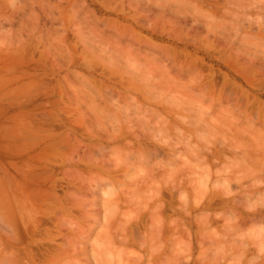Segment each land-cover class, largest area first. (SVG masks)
<instances>
[{
	"label": "rangeland",
	"instance_id": "374dc122",
	"mask_svg": "<svg viewBox=\"0 0 264 264\" xmlns=\"http://www.w3.org/2000/svg\"><path fill=\"white\" fill-rule=\"evenodd\" d=\"M162 1L0 0V211L8 218H4L8 225L0 221V264H264V0H178L179 4L177 0ZM202 13H206L204 17ZM215 24L216 31L212 28ZM187 93L190 96L185 97ZM238 106L241 111L235 113ZM257 107L261 111H255ZM223 114L227 116L223 118ZM161 117L162 123L169 125L160 123ZM258 118L262 123H257ZM243 119H247V125ZM157 122L159 127L164 125V129L160 127L163 132L158 131ZM145 123V129L138 128ZM244 124L250 129H245ZM165 129H170L169 133ZM150 130L156 132L149 134ZM250 130L259 135L253 133L254 139ZM158 135L165 142H156L161 139ZM257 138L263 142L258 140L257 144ZM54 139L60 141L58 146ZM151 146L167 155L177 157L178 153V157H148L157 167L152 168V176L149 171L147 181L144 174L152 169H145L149 165L144 150L150 151ZM39 156L44 161H34ZM160 159L169 160L168 165L165 162L167 169ZM168 166L175 177L167 172ZM199 183L204 184V191ZM223 186L232 195L226 192L222 197L219 192L224 191ZM33 190L36 194H32ZM44 190L57 194L61 202L51 203L52 209L45 207L47 204L38 208L41 195L46 196ZM16 196L22 201H16ZM222 200L227 203L223 205ZM14 201L13 210L10 207ZM5 204L10 211L4 210ZM63 205L68 214L62 211ZM48 209L53 214L62 211L59 228L47 220L51 213ZM61 213L56 212V217ZM237 214L248 216L250 221L241 223ZM234 216L239 219L235 218L239 229ZM37 219H42L40 231L31 229ZM231 221L234 225H230ZM227 226L238 230L234 232ZM9 228L13 234L6 232ZM47 255L56 262H48Z\"/></svg>",
	"mask_w": 264,
	"mask_h": 264
},
{
	"label": "bare ground",
	"instance_id": "6f19581e",
	"mask_svg": "<svg viewBox=\"0 0 264 264\" xmlns=\"http://www.w3.org/2000/svg\"><path fill=\"white\" fill-rule=\"evenodd\" d=\"M136 1H137V0H136ZM161 1H162V0H160V2H161ZM166 1H167V0H166ZM168 1H170V0H168ZM168 1H167V2H168ZM179 1H182V0H179ZM179 1L177 0V3H178ZM183 1H184V0H183ZM183 1H182V2H183ZM188 1H189V0H188ZM190 1H191V0H190ZM236 1H237V0H236ZM245 1H246V0H245ZM248 1H249V0H248ZM260 1H262V0H260ZM162 2H163V1H162ZM162 2H161V3H162ZM167 2H166V3H167ZM172 2H173V1H172ZM172 2H171V4H172ZM182 2H180V3L182 4ZM225 2H228V1L225 0L224 3H225ZM229 2H230V0H229ZM241 2H242V1H241ZM166 3H165V4H166ZM168 3H169V2H168ZM173 3H175V2H173ZM184 3H185V2H184ZM184 3H183V4H184ZM187 3H188V2H187ZM236 3H237V2H236ZM248 3H249V2H248ZM175 4H176V3H175ZM178 4H179V3H178ZM178 4H177V5H178ZM191 4H192V3H191ZM233 4H234V2H233ZM251 4H252V2H251ZM185 5H187V4H185ZM231 5H232V4H231ZM175 6H176V5H175ZM187 6H188V5H187ZM192 6H193V5H192ZM251 6H252V5H251ZM195 7H196V5H195ZM198 7H199V6H198ZM192 8H194V7H192ZM202 9H204V8H202ZM206 10H207V9H206ZM211 11H212V10H211ZM203 12H205V11H203ZM212 13H213V12H212ZM202 14H203V13H202ZM205 14H206V13H205ZM205 14H203L202 16L204 17ZM209 16H211V15H209ZM209 16H208V18H209V20H210V17H209ZM239 16H240V15H239ZM218 17H219V16H218ZM235 17H236V16H235ZM260 17H261V16H260ZM214 18H216V17H214ZM220 18H221V17H220ZM226 18H227V17H226ZM226 18H225V19H226ZM233 18H234V17H233ZM236 18H237V17H236ZM243 18H244V17H243ZM203 19H205V18H203ZM212 19H213V16H212ZM218 19H219V18H218ZM229 19H230V18H229ZM255 19H256V18H255ZM214 20H215V19H214ZM211 21H212V20H210V22H211ZM219 21H220V20H219ZM221 21H223V19H221ZM232 21H233V20H232ZM241 21H242V19H241ZM250 21H251V20H250ZM166 22H167V21H166ZM193 22H196V21H193ZM208 22H209V21H208ZM223 22H224V21H223ZM230 22H231V21H230ZM235 22H236V21H235ZM212 23H213V22H212ZM214 23H215V22H214ZM214 23H213V24H214ZM174 24H175V23H174ZM174 24H173V25H174ZM186 24H187V23H186ZM195 24H196V23H195ZM217 24H218V23H217ZM173 25H172V26H173ZM179 25H180V28H181V26H182L181 24H177L176 27L178 28ZM198 25H199V24H198ZM200 25H201V24H200ZM204 25H205V24H204ZM204 25H203V26H204ZM218 25H219V24H218ZM220 25L222 26V24H220ZM258 25H259V24H258ZM189 26H191V24H189ZM189 26L187 27V25H186V28H190ZM205 26H206V25H205ZM205 26H204V27H205ZM212 26H213V27H212ZM212 26H211V27L214 28V30L217 28V27H216V26H217L216 24H215V25H212ZM214 26H215L216 28H215ZM196 27H197V25H196ZM246 27H247V26H246ZM220 28H221V27L219 26V29H220ZM175 29H176V28H175ZM184 29H185V26H184ZM191 29H192V28H191ZM195 29H196V28H195ZM208 29H209V28H208ZM177 30H178V29H177ZM187 30H188V29H187ZM206 30H207V29L205 28V32H206ZM180 31H181V30H180ZM215 31H216V30H215ZM219 31H220V30H219ZM178 32H179V31H178ZM178 32H177V33H178ZM197 32H198V31H197ZM212 32H213V30H212ZM180 33H181V32H180ZM174 34H175V33H174ZM218 34H219V33H218ZM187 35H188V34H187ZM206 35H207V34H206ZM208 35H209V34H208ZM208 35H207V37H208ZM217 36H218V35H217ZM217 36H216V37H217ZM216 37H215V39H216ZM249 37H250V36H249ZM209 38H210V36H209ZM225 38H226V37H225ZM257 38H258V36H257ZM141 39H142V38H141ZM204 39H205V37H204ZM230 39H231V38H230ZM253 39H254V38H253ZM260 39H261V38H260ZM262 39H263V38H262ZM192 40H193V39H192ZM199 40H200V39H199ZM178 41H179V40H178ZM193 41H194V40H193ZM229 41H230V40H229ZM263 41H264V40H263ZM137 42H138V41H137ZM146 44H147V43H146ZM244 44H245V43H244ZM260 44H261V43H260ZM223 46H224V45H223ZM126 47H127V46H126ZM240 47H241V45H240ZM249 47H250V46H249ZM164 49H165V48H164ZM127 50H128V49H127ZM160 50H161V49H160ZM170 50H171V49H170ZM234 50H235V49H234ZM238 50H240V49H238ZM244 50H245V49H244ZM116 51H117V50H116ZM129 51H130V50H129ZM161 52H163V51H161ZM164 52H165V51H164ZM166 52H167V51H166ZM166 52H165V53H166ZM169 52H171V51H169ZM224 52H225V51H224ZM235 52H236V51H235ZM165 53H164V54H165ZM168 54H169V53H168ZM173 54H174V53H173ZM128 55H129V54H128ZM137 55H138V54H137ZM169 55H170V54H169ZM232 55H233V54H232ZM237 55H239V54L237 53L236 56H237ZM165 56H166V55H164V57H165ZM167 56H168V55H167ZM234 56H235V55H234ZM170 57H171V55H170ZM170 57H168V58H170ZM253 57H254V56H253ZM171 58H172V57H171ZM146 59H148V58H146ZM149 59H150V58H149ZM150 60H154V59H150ZM171 60H172V59H171ZM171 60H170V61H171ZM167 61H168V60H167ZM243 61H244V60H243ZM250 61H251V60H250ZM145 62H146V61H145ZM152 63L154 64V63H156V62H152ZM157 63H158V62H157ZM171 63L173 64V62H171ZM175 63H177V62H175ZM190 63H191V62H190ZM243 63H244V62H243ZM251 63H252V62H250V63H248V64L252 65ZM150 64H151V63H150ZM158 64H160V62H159ZM158 64H157V65H158ZM191 64H192V63H191ZM157 65H156V66L154 65V66L159 68V66H157ZM162 65H163V64H162ZM148 66H149V65H148ZM152 66H153V65H152ZM188 66H189V65H188ZM160 67H161V66H160ZM162 67H163V66H162ZM164 68H165V67H164ZM164 68H163V69H164ZM180 68H181V67H180ZM154 69H155V68H154ZM158 70H160V68H159ZM263 70H264V68H263ZM248 71H249V70H248ZM248 71H247V72H248ZM254 71H255V70H254ZM160 72H164V71H160ZM166 72H167V71H165L164 73H166ZM200 73H201V72H200ZM246 74H247V73H246ZM119 75H120V74H119ZM159 75H160V74H159ZM169 76H170V75H169ZM171 76H172V75H171ZM173 77H174V75H173ZM210 77H211V76H210ZM163 78H164V77H163ZM166 78H172V77H166ZM211 78H213V77H211ZM209 79H210V78H209ZM164 81H167V79L164 78ZM249 82H250V81H249ZM170 83H171V82H170ZM175 83H176V82H175ZM192 83H193V82H192ZM91 84H92V83H91ZM167 84H168V83H167ZM171 84H172V83H171ZM178 84H179V83H177V85H178ZM187 84H188V83H187ZM194 84H195V83H194ZM250 84H251V83H250ZM89 85H90V84H89ZM132 85H133V84H132ZM168 85H169V84H168ZM184 85H185V84H184ZM158 86H159V85H158ZM172 86H173V84H172ZM195 86H197V85H195ZM166 87H167V86H166ZM175 87H176V86H175ZM160 88H161V87H160ZM163 88H164V87H163ZM170 88H171V87H170ZM179 88L181 89V87H179ZM179 88H178V89H179ZM172 89H173V88H172ZM178 89H177V90H178ZM182 89H183V88H182ZM195 89H196V88H195ZM232 89H233V88H232ZM163 90H164V89H163ZM165 90H166V89H165ZM183 90H184V89H183ZM104 91H105V90H104ZM179 91H180V90H179ZM185 91H186V90H185ZM173 93H174V92H173ZM199 93H200V92H199ZM110 94H111V93H110ZM176 94H177V93H176ZM184 94H185V93H184ZM188 94H189V93H187V95H185V97L190 96V95H188ZM116 95H117V94H116ZM157 95H159V94H157ZM238 95H239V94H238ZM106 96H107V95H106ZM108 96H109V95H108ZM110 96H111V95H110ZM114 96H115V95H114ZM117 96H118V95H117ZM182 96H184V95H182ZM243 96H244V95H243ZM156 97H157V96H156ZM191 97H192V96H191ZM196 97H197V96H196ZM104 98H105V97H104ZM107 98H108V97H107ZM152 98H153V100H154L155 97H152ZM68 99H69V98H68ZM129 99H130V98H129ZM148 99H150V98L148 97ZM159 99H160V98H159ZM181 99H182V98H181ZM190 99H193V100H194V98H190ZM195 99H198V98H195ZM131 100H132V99H131ZM134 100H135V99H134ZM198 100H199V99H198ZM69 101H70V100H69ZM187 101H188V99H187ZM117 102H118V101H117ZM154 102H155V101H154ZM191 102H192V101H191ZM198 102H199V101H198ZM198 102H197L196 104H198ZM56 103H57V102H56ZM63 103H64V102H63ZM199 103H200V102H199ZM247 103H248V102H247ZM259 103H260V101H259ZM200 104H201V103H200ZM257 104H258V103H257ZM257 104H256V105H257ZM65 105H66V104H65ZM101 105H102V104H101ZM126 105H127V104H126ZM126 105H125V106H126ZM135 105H136V104H135ZM172 105H173V104H172ZM201 105H202V104H201ZM241 105H242V104H241ZM254 105H255V103H254ZM138 106H139V105H138ZM165 106H166V104H165ZM252 106H253V105H252ZM200 107H201V106H200ZM258 107H259V106H258ZM258 107H257V110H255V111H261V110H258ZM260 107H261V106H260ZM260 107H259V108H260ZM118 108H119V107H118ZM134 108H135V107H134ZM136 108H137V107H136ZM235 108H236V109L233 110L235 113H236V110H237L238 112L241 111V108H240L239 106H238V107H235ZM254 108H255V107H254ZM115 109H116V108H115ZM120 109H121V108H119L118 110H120ZM138 109H139V108H138ZM193 109H194V108H193ZM205 109H207V107H206ZM233 109H234V108H233ZM238 109H240V110H238ZM242 109H243V108H242ZM252 109H253V108H252ZM260 109H261V108H260ZM64 110H65V108H64ZM107 110H108V109H107ZM116 110H117V109H116ZM121 110H122V109H121ZM130 110H131V109H130ZM134 110H137V109H134ZM140 110H141V109H140ZM151 110H152V109H151ZM216 110H217V109H216ZM227 110H228V109H227ZM227 110H226V111H227ZM250 110H251V109H250ZM70 111H71V109H70ZM108 111H109V110H108ZM147 111H148V110H147ZM153 111H154V110H153ZM156 111H158V110H156ZM183 111H184V110H183ZM218 111H219V110H218ZM229 111H230V110H229ZM255 111L253 112L254 114H255ZM262 111H263V110H262ZM76 112H77V111H76ZM127 112H128V111H127ZM137 112H138V110H137ZM151 112H152V111H151ZM219 112H220V111H219ZM50 113H51V112H50ZM64 113H65V112H64ZM115 113H116V112H115ZM119 113H121V112H119ZM130 113H131V112H130ZM138 113H140V112H138ZM203 113H204V112H203ZM203 113H202V114H203ZM222 113H223V112H222ZM222 113H221V114H222ZM224 113H226V112H224ZM228 113H231V112H228ZM228 113H227V114H228ZM249 113H250V112H249ZM117 114H118V113H117ZM125 114H126V113H125ZM136 114H137V113H136ZM155 114H156V113H155ZM155 114H154V115H155ZM157 114H158V113H157ZM240 114H241L240 116L242 117V112H241ZM111 115H112V114H111ZM120 115H123V114L121 113ZM137 115H139V114H137ZM140 115H141V114H140ZM213 115H214V114H213ZM224 115H225V114H223V118H224ZM229 115H230V114H229ZM229 115H228V117H229ZM232 115H233V114H232ZM251 115H252V113H251ZM257 115H258V114H257ZM259 115H260L259 117L263 116V115H261V114H259ZM155 116H156V115H155ZM226 116H227V115H225V117H226ZM230 116H231V115H230ZM50 117H51V116H50ZM77 117H78V116H77ZM113 117H114V116H113ZM122 117H123V116H122ZM132 117H133V116H132ZM140 117H142V116H140ZM153 117H154V116H153ZM153 117H152V118H153ZM156 117H160V116L157 115ZM173 117H174V116H173ZM220 117L222 118V115H221ZM228 117H227V118H228ZM246 117H247V116H246ZM248 117H249V116H248ZM252 117H253V118H252ZM252 117H251V118H252L253 120L256 119V118H255L256 116L254 117V115H253ZM124 118H125V117H124ZM142 118H143V117H142ZM163 118H164V117H163ZM203 118H204V117H203ZM213 118H214V117H213ZM229 118H230V117H229ZM251 118L248 119V122H249V120H251ZM254 118H255V119H254ZM80 119H81V118H80ZM100 119H101V118H99V120H100ZM127 119H128V118H127ZM129 119H130V118H129ZM136 119H137V118H136ZM144 119H145V118H144ZM154 119H155V118H154ZM160 119H161L160 123H162V117H161ZM211 119H212V118H211ZM214 119H215V118H214ZM214 119H213V120H214ZM225 119H226V118H225ZM232 119H233V118H232ZM232 119H231V120H232ZM236 119H237V118H236ZM231 120H230V121H231ZM243 120H244V119H243ZM253 120H252V122H253ZM260 120H261V119L258 118V119H257V123H258ZM156 121H157V120H156ZM195 121H196V120H195ZM232 121H233V120H232ZM245 121H247V119L244 120V123H245ZM46 122H47V121H46ZM98 122H99V121H98ZM141 122H142V121H141ZM165 122H166V121H165ZM165 122H163L162 124H165V125H166L167 123H165ZM215 122H216V120H215ZM235 122H236V121H235ZM238 122H239V121H238ZM252 122H250V123H252ZM260 122H261V121H260ZM80 123H81V122H80ZM102 123H103V121H102ZM132 123H134V122H132ZM136 123H137V120H136ZM139 123H140V122H139ZM261 123H262V122H261ZM150 124H151V123H150ZM162 124H161L162 129H164L165 127H164V125H162ZM229 124H230V123H229ZM229 124H228V125H229ZM231 124H232V123H231ZM231 124H230V125H231ZM245 124H246V123H245ZM245 124H244V125H245ZM49 125H50V124H49ZM124 125H125V123H124ZM133 125H135V124H133ZM137 125H138V124H137ZM144 125H146V123L143 124V127H140L141 125L139 124V127H138V128H139V129L144 128ZM147 125H149V124L147 123ZM167 125H169V123H168ZM182 125H183V124H182ZM215 125H216V124H215ZM246 125H247V124H246ZM246 125H245V126H246ZM248 125H250V124H248ZM253 125H254V124H253ZM99 126L101 127V125H99ZM117 126H118V125H117ZM130 126H131V125H130ZM157 126H158V131H162V129H160L161 126L159 127L158 122H157ZM175 126H176V125H175ZM233 126H234V124H233ZM239 126H240V125H239ZM135 127H136V129H137V126H134V128H135ZM146 127H147V126H146ZM173 127H174V126H173ZM173 127H172V128H173ZM224 127L226 128V126H224ZM127 128H128V127H127ZM127 128H126V129H127ZM129 128H130V127H129ZM129 128H128V129H129ZM131 128H132V126H131ZM147 128H148V127H147ZM149 128H150V126H149ZM166 128H168V127H166ZM228 128H229V127H228ZM246 128H249V129H250L249 126H246L245 129H246ZM258 128H259V127H258ZM120 129H121V128H120ZM120 129H119V130H120ZM132 129H133V128H132ZM132 129H131V130H132ZM144 129H145V128H144ZM144 129H143V130H144ZM173 129H176V128H173ZM223 129H224V128H223ZM226 129H227V128H226ZM231 129H233L232 126H231ZM234 129H235V128H234ZM236 129L238 130L239 128L236 127ZM245 129L243 128L242 130H244V131H242V130H241V131L244 132V133L246 134L247 132H245ZM249 129H247V131H248ZM86 130H87V129H86ZM90 130H91V129H90ZM129 130H130V129H129ZM129 130H127V131H129ZM134 130H135V129H134ZM155 130H157V129H155ZM155 130H154V131H155ZM166 130H168L167 132L169 133V130H170V129H165L164 132H166ZM237 130H236V131H237ZM255 130L257 131V129H255ZM262 130H263V129H262ZM137 131H138V130H137ZM137 131H136V132H137ZM140 131H141V130H140ZM140 131H138V132H140ZM151 131H152V130H150V132H151ZM154 131H152V132H154ZM158 131H157V133H158ZM172 131H174V130H172ZM177 131H178V130H177ZM179 131H180V130H179ZM232 131H233V130H232ZM238 131H240V130H238ZM250 131H251V130H250ZM256 131H255V132H256ZM259 131H260V130H259ZM263 131H264V130H263ZM35 132H36V131H35ZM125 132H126V131H125ZM130 132H131V131H130ZM130 132H128V133H130ZM132 132H133V131H132ZM132 132H131V133H132ZM142 132L144 133V131H141V133H142ZM146 132H147V131H146ZM152 132L149 133V134H152ZM155 132H156V131H155ZM162 132H163V131H162ZM251 132H252V131H251ZM257 132H258V131H257ZM261 132H262V131H261ZM159 133H160V132H159ZM175 133H176V132H175ZM175 133H174V135H175ZM185 133H186V132H185ZM185 133H184V134H185ZM231 133H232V132L230 131V134H231ZM238 133H239V132H238ZM244 133H243V134H244ZM253 133H254V131L252 132V134H253ZM27 134H28V133H27ZM56 134H57V133H56ZM67 134H68V133H67ZM116 134H117V133H116ZM138 134H139V133H138ZM160 134H161V133H160ZM165 134H167V133H165ZM180 134H181V133H180ZM186 134H187V133H186ZM186 134H185V136H186ZM232 134H233V133H232ZM239 134H240V133H239ZM241 134H242V133H241ZM254 134H255V133H254ZM254 134H253V136H255V135L258 136V135H259L258 133H256L255 135H254ZM31 135H32V134H31ZM59 135H60V134H59ZM65 135H66V134H65ZM118 135H119V134H118ZM124 135H125V134H124ZM136 135H137V134H136ZM139 135H140V134H139ZM146 135H147V134H146ZM146 135H145V136H146ZM163 135H164V134H163ZM163 135H162V137H163ZM168 135H169V134H168ZM168 135H167V136H168ZM172 135H173V133H172ZM172 135H171V136H172ZM176 135H177V134H176ZM181 135H182V134H181ZM237 135H238V134H237ZM248 135H249V134H248ZM250 135H251V134H250ZM68 136H69V135H68ZM68 136H65V137L68 138ZM147 136H148V135H147ZM158 136H159V135H158ZM167 136H166V139H167L170 135H169L168 137H167ZM261 136H262V135H260L259 138H261ZM27 137H28V136H27ZM69 137H70V136H69ZM117 137H118V136H117ZM159 137H160V136H159ZM159 137H158V138H159ZM164 137H165V136H164ZM174 137H175V136H174ZM176 137H177V136H176ZM113 138H114V137H113ZM135 138L139 139V138H141V136H135ZM135 138H134V139H135ZM153 138L155 139V137H152V139H153ZM160 138H161V137H160ZM169 138H170V137H169ZM177 138H178V137H177ZM177 138H175V139H177ZM249 138H250V137H249ZM253 138L255 139L256 136L253 137ZM259 138H257V144H258V140L261 141ZM37 139H38V138H37ZM114 139H115V138H114ZM114 139H113V140H114ZM137 139H136V140H137ZM142 139L144 140V139H146V137H144V138L142 137ZM149 139H150V138H149ZM154 139H153V140H154ZM166 139H165V140H166ZM173 139H174V138H173ZM228 139H229V138H228ZM240 139H241V138H240ZM240 139H239V140H240ZM251 139H252V138H251ZM262 139H263V137H262ZM26 140L28 141V140H30V139H26ZM32 140H34V139H32ZM64 140H65V139H64ZM161 140L164 141L163 138H161V139L158 140V141H157V139H155L156 142H159V141H160V143L162 142ZM252 140H253V139H252ZM66 141H68V140H66ZM76 141H77V140H75V142H76ZM109 141H110V140H109ZM147 141H148V140H147ZM151 141H152V140H151ZM155 141H154V143L157 144ZM171 141H172V140H171ZM54 142H55V139H54ZM59 142H60V141H56L55 144H56V143H59ZM69 142H70V141H69ZM72 142H73V141H72ZM164 142H165V141H164ZM172 142H173V141H172ZM177 142H178V141H177ZM252 142H253V141H252ZM255 142H256V141H254V143H255ZM261 142H263V140H262ZM52 143H53V142H52ZM76 143H77V142H76ZM166 143H167V142H166ZM173 143H174V142H173ZM173 143H172V144H173ZM263 143H264V142H263ZM60 144H61V143H60ZM77 144H78V143H77ZM127 144H128V142H127ZM129 144H130V143H129ZM140 144H141V143H139V146L141 147L142 144H141V145H140ZM158 144H159V143H158ZM257 144H255V145H257ZM33 145H34V144H33ZM56 145H57V144H56ZM130 145H131V144H130ZM144 145H145V144H144ZM165 145H166V144H165ZM175 145H176V144H175ZM25 146H26V145H25ZM49 146H51V145L49 144ZM49 146L47 145L46 147H49ZM53 146H54V145H53ZM57 146H58V145H57ZM76 146H77V145H76ZM246 146H248V145H246ZM51 147H52V146H51ZM51 147H50V149H51ZM77 147H78V146H77ZM88 147H89V146H88ZM96 147H97V146H96ZM96 147H95V148H96ZM100 147H101V146H99V148H100ZM121 147H122V146H121ZM147 147H148V146H147ZM151 147H152V149H150V147H149L150 151H148V149L144 150V151H146L145 153H148V154H150V152H151V154H150L149 156H148V154H146V157H145V159L148 161L147 163H148V165H149L148 168L145 167L146 170H148L150 167H151V169H152L153 167H154V168L157 167V166H156V167L153 166V164H154L153 162H152L153 164H151V163L149 162V160H148L149 158H148V157H150V158H154V155H156V156H159V157L161 156V159H162L163 156H165V155H166L167 157H168V156H170V157L174 156V155L171 156V154H170V155H169V154L167 155V153H165L164 151L158 149L156 146H151ZM250 147H251V146H250ZM259 147H260V146H259ZM95 148L93 147V149H95ZM101 148H102V147H101ZM137 148H138V147H137ZM142 148H143V145H142ZM171 148H172V147H170V149H171ZM239 148H240V147H239ZM251 148H252V147H251ZM253 148H254V147H253ZM52 149H54V148L52 147ZM114 149H115V148H114ZM125 149H127V148H125ZM130 149H131V148H130ZM138 149L140 150V148H138ZM138 149H136V150H138ZM144 149H145V146H144ZM172 149H173V148H172ZM237 149H238V148H237ZM96 150H97V149H96ZM105 150H106V149H104V151H105ZM110 150H111V149H110ZM165 150H166V149H165ZM252 150H253V149H252ZM260 150H261V149H260ZM260 150H257V151L259 152ZM134 151H135V150H134ZM140 151H141V150H140ZM236 151H237V150H236ZM247 151H248V150H247ZM78 152H79V151H78ZM94 152H95V151H94ZM101 152H102V150H101ZM101 152H100V153H101ZM107 152H108V151H107ZM124 152H126V151H124ZM141 152H142V151H141ZM176 152H177V151H176ZM252 152H253V151H252ZM252 152H251V154H254V152H253V153H252ZM261 152H262V151H261ZM56 153H57V152H56ZM75 153H76V151H75ZM90 153H91V152H90ZM139 153H140V152H139ZM50 154H51V153H50ZM130 154H131V153H130ZM130 154H129V156H130ZM136 154H137V153H136ZM152 154H154V155H152ZM164 154H165V155H164ZM174 154H175V153H174ZM181 154H184V153H181ZM246 154H247V153H246ZM246 154H245V155H246ZM251 154H250V155H251ZM256 154H257V153H256ZM256 154H254V155H256ZM259 154H260V153H259ZM72 155H73V154H72ZM151 155H152V156H151ZM175 155H176V154H175ZM179 155H180V154H179ZM184 155H185V154H184ZM242 155H244V153H243ZM86 156H87V155H86ZM117 156H118V154H117ZM117 156H116V157H117ZM135 156L138 157V156H140V155H138V156L135 155ZM156 156H155V157H156ZM181 156H182V155H181ZM248 156H249V153H248ZM252 156H253V155H252ZM252 156H251V157H252ZM256 156H258V154H257ZM261 156H262V155H261ZM35 157H37V156H35ZM35 157H33V158H35ZM39 157H40V156H39ZM59 157H60V156H59ZM61 157H62V156H61ZM100 157H101V156H100ZM131 157H132V156H131ZM136 157H135V159H136ZM167 157H166V158H167ZM174 157H176V156H174ZM177 157H178V153H177ZM177 157H176V158H177ZM246 157H247V156H246ZM31 158H32V157H31ZM33 158H32V159H33ZM56 158H57V156H56ZM107 158H108V157H107ZM111 158H112V157H111ZM138 158H140V157H138ZM142 158H143V157H142ZM147 158H148V159H147ZM166 158H164V159H166ZM252 158H253V157H252ZM39 159L41 160V157L38 158V159L36 158V160H34V161H37V160H39ZM60 159H61V158H60ZM109 159H110V158H109ZM109 159H108V160H109ZM158 159H159V158H158ZM158 159H157V160H158ZM161 159H160V160H161ZM170 159H171V158H170ZM172 159H173V162H175L174 160H176V159H175V158H172ZM180 159H181V158H180ZM185 159H186V158H185ZM185 159H184V160H185ZM62 160H63V158H62ZM71 160H72V158H71ZM71 160H70V161H71ZM82 160H83V159H82ZM95 160H96V158H95ZM95 160H94V161H95ZM117 160H118V159H117ZM137 160H138V159H137ZM143 160H144V159H143ZM150 160H152V159H150ZM157 160H156V161H157ZM240 160H241V159H240ZM247 160H249L248 157H247ZM30 161H31V160H30ZM41 161H44V159H42ZM57 161H58V160H57ZM66 161H67V160H66ZM83 161H84V160H83ZM97 161L99 162V160H96V162H97ZM110 161H111V160H110ZM156 161H155V163H158V162H156ZM161 161H164V160H161ZM161 161H160V162H161ZM167 161L169 162V160H167ZM167 161H164V164H165V162H166V164H167V163H168ZM186 161H187V159H186ZM68 162H69V161H68ZM134 162H135V161H134ZM134 162H133V164H134ZM142 162H143V161H142ZM160 162H159V164H160ZM259 162H260V161H259ZM74 163H75V162H74ZM102 163H103V162H102ZM108 163H109V162H108ZM118 163H119V161H118ZM144 163H146L145 160H144ZM144 163H143V165H144ZM147 163H146V164H147ZM149 163L151 164V166H150ZM169 163H170V162H169ZM171 163H172V162H171ZM176 163H177V161H176ZM182 163H183V162H182ZM237 163H238V162H237ZM253 163H254V162H253ZM103 164H104V163H103ZM109 164H110V163H109ZM120 164H121V163H120ZM146 164H145V165H146ZM161 164H162V163H161ZM161 164H160V165H161ZM166 164H165V165H166ZM185 164H186V162H185ZM240 164H241V163H240ZM33 165H34V164H33ZM61 165H62V164H61ZM105 165H106V164H104V166H105ZM140 165H141V164H140ZM145 165H144V166H145ZM157 165H158V164H157ZM165 165H163L162 167H164ZM167 165H168V164H167ZM167 165L165 166L166 169H167ZM169 165H170V164H169ZM171 165H172V164H171ZM175 165L178 166V164H175ZM260 165H261V164H260ZM260 165H259V166H260ZM27 166H28V165H27ZM31 166H32V165H31ZM36 166H37V165H36ZM99 166H100V165H99ZM104 166H102V167L105 168ZM107 166H108V165H107ZM124 167H125V166H124ZM136 167H137V166H136ZM140 167H141V166H140ZM172 167H174V166H172ZM181 167H182V166H181ZM260 167H261V166H260ZM262 167H264V166H262ZM30 168H31V167H30ZM34 168H35V167H34ZM43 168H44V167H43ZM103 168H102V169H103ZM137 168H138V167H137ZM175 168H176V167H175ZM177 168H178V167H177ZM31 169H32V168H31ZM38 169H42V168H38ZM106 169H107V168H106ZM141 169H142V168H141ZM173 169H174V168H173ZM247 169H248V168H247ZM33 170H34V169H33ZM75 170H76V169H75ZM108 170H109V169H108ZM135 170H136V169H135ZM164 170H165V168H164ZM164 170H163V171H164ZM169 170H171V166H170V168H169V166H168V170H167V172H168L169 174L171 173L172 176H173V171H170V172H169ZM178 170H179V169H178ZM250 170H251V169H249V172H250ZM263 170H264V169H263ZM138 171H141V170H138ZM144 171H145V170H144ZM149 171H150V174H149V175H151V174H153V172L151 173V171H155V170H154V169H152V170H148L147 173L144 174V176H146V177H145V178L143 177V179H146V178L149 176V175H148ZM156 171H157V170H156ZM174 171H175V170H174ZM239 171L241 172V170H239ZM242 171H243V170H242ZM246 171H247V170H246ZM254 171H255V170H254ZM254 171H253V172H254ZM86 172H87V171H86ZM157 172H158V171H157ZM164 172H165V174L167 173L166 171H164ZM176 172H177V170H176ZM178 172H179V171H178ZM244 172H245V171H244ZM253 172L251 171V173H253ZM90 173H91V172H90ZM136 173H137V171H136ZM138 173H139V172H138ZM138 173H137V174H138ZM161 173L163 174V172H161ZM168 173H167V174H168ZM174 173H175V172H174ZM246 173H248V172H246ZM44 174H46V173H44ZM44 174H42V175H44ZM47 174H48V173H47ZM50 174H51V172H50ZM140 174L142 175L141 172H140ZM155 174H156V173H155ZM255 174H256V171H255ZM258 174H259V172H258ZM35 175H37V174H35ZM67 175H68V174H67ZM76 175H77V174H76ZM217 175H218V174H217ZM252 175H254V174H252ZM252 175H251V176H252ZM32 176H33V175H32ZM32 176H31V178H32ZM70 176H71V175H70ZM70 176H69V177H70ZM79 176L81 177L82 175H79ZM79 176H78V177H79ZM136 176H137V175H136ZM151 176H152V175H151ZM172 176H165V177H167V179L169 180ZM237 176H238V175H237ZM251 176H250V177H251ZM260 176H261V175H260ZM260 176H259V177H260ZM44 177H45V176H44ZM49 177H50V176H49V174H48V178H47V179H49ZM72 177H73V176H72ZM83 177H84V176H83ZM138 177H139V175H138ZM140 177H141V176H140ZM140 177H139V178H140ZM160 177H162V176L160 175ZM168 177H169V178H168ZM173 177H175V174H174ZM173 177H172L171 179H174ZM176 177H177V176H176ZM195 177H196V176H195ZM252 177H253V176H252ZM29 178H30V176H29ZM34 178L37 179V177H34ZM38 178H40L39 175H38ZM42 178H43V176H42ZM74 178H75V175H74ZM101 178H102V177H101ZM149 178H150V176H149ZM149 178H147V179H148L147 181H149ZM158 178H159V177H158ZM45 179H46V178H45ZM79 179L83 180L82 178H79ZM85 179H86V178H85ZM88 179H89V178H87V180H88ZM96 179H97V178H96ZM153 179H155V178H153ZM153 179H152V180H153ZM165 179H166V178H165ZM188 179H189V178H188ZM225 179H226V178H225ZM256 179H257V178H256ZM31 180L33 181V180H35V179H31ZM70 180H71V179H70ZM72 180H73V178H72ZM74 180H75V179H74ZM76 180H77V178H76ZM132 180H133V179H132ZM150 180H151V179H150ZM152 180H151V181H152ZM159 180H160V179H159ZM195 180H196V178H195ZM226 180H227V179H226ZM260 180H261V179H260ZM260 180H259V181H260ZM41 181H42V180H41ZM43 181H45V180H43ZM46 181H47V180H46ZM90 181H91V179H90ZM138 181H139V180H138ZM145 181H146V180H145ZM191 181H194V180H191ZM197 181H198V179H197ZM202 181H203V180H202ZM217 181H218V180H217ZM217 181H216V182H217ZM222 181L224 182V180H222ZM74 182H75V181H74ZM74 182H72V183H74ZM80 182H82V181H80ZM88 182H89V181H88ZM163 182H164V180H163ZM187 182L191 183L190 181H187ZM200 182H201V181H200ZM205 182H206V181H205ZM219 182H220V181H219ZM225 182H227V181H225ZM228 182H229V180H228ZM230 182H231V181H230ZM230 182H229V183H230ZM234 182H237V181H234ZM234 182H233V183H234ZM238 182H239V181H238ZM257 182H258V181H257ZM41 183H42V184H43V183L46 184L45 182H41ZM135 183H136V182H135ZM144 183H145V182H144ZM146 183H147V182H146ZM146 183H145V184H146ZM150 183H151V182H150ZM150 183H148V184H150ZM156 183H158V182H156ZM164 183H165V182H164ZM173 183H174V181H173V182L171 181L170 184L173 185ZM193 183H195V181H194ZM193 183H191V186H192ZM197 183H198V182H197ZM197 183H196V184H197ZM249 183H250V182H249ZM260 183H261V182H260ZM35 184H36V183H35ZM37 184H38V183H37ZM87 184H88V183H87ZM148 184H147V185H148ZM196 184H195V185H196ZM199 184H200V183H199ZM202 184H203V183H201L199 186H201ZM1 185H2V184H1ZM78 185H79V184H78ZM140 185H141V183H140ZM150 185H151V184H150ZM150 185H148V186H150ZM154 185H155V184H154ZM166 185H167V184H166ZM168 185H169V183H168ZM195 185H194V186H195ZM224 185L227 187V183H224ZM263 185H264V184H263ZM56 186H57V185H56ZM83 186H84V185H83ZM148 186H146V188H147ZM155 186H156V185H155ZM175 186H176V185H175ZM199 186H198V187H199ZM220 186H221V185H220ZM225 186H223L224 191L226 190V187H225ZM250 186H251V185H250ZM52 187L55 188V184H54ZM151 187L154 188V187H153V183H152V186H151ZM156 187H157V186H156ZM167 187H168V186H167ZM170 187H172V186L170 185ZM212 187H214V186L212 185ZM248 187H249V186H248ZM251 187H253V186H251ZM251 187H250V188H251ZM261 187H262V186H261ZM3 188H4V187H3ZM140 188H141V187H140ZM195 188H196V190H198L197 187H195ZM201 188H202V187H201ZM201 188H200V190H201ZM220 188H221V190H222V187H220ZM220 188H218V189L216 188V189H217V190H220ZM227 188L231 189L230 187H227ZM234 188H236V186H234ZM144 189H145V188H144ZM148 189H149V188H148ZM154 189H155V188H154ZM203 189H204V184H203V188H202V190H203ZM213 189H215V187H214ZM243 189H244V188H243ZM37 190H38V189H37ZM145 190H146V189H145ZM155 190H156V189H155ZM158 190H159V189H158ZM158 190H156V191H158ZM205 190H206V189H205ZM221 190H220V191H221ZM232 190H234V189L232 188ZM34 191H35V190H33L32 194H36ZM40 191H41V190L39 189V192H40ZM44 191H46V190H44ZM50 191H51V190H50ZM50 191H49V192L46 191L48 194H47V193H44L46 196H43V198H42V195H41V201H40L41 204H40V203H36V204H37L36 206H37L38 208H42V207H43V204H45V205L47 204V206H45V207H47V208H51V203H54V202L60 203V202H61L60 199H58L57 194H52V195H50V194H51ZM146 191H147V190H146ZM148 191H149V190H148ZM151 191H152V190H151ZM156 191H155V192H156ZM193 191H194V190H193ZM203 191H204V190H203ZM215 191H216V190H215ZM224 191H222L223 193H222V192H219V191H217V192L221 193V196L224 197V198H225V193H226V192H227V193L229 192V193H228L229 196L232 195V194H231L232 192H230V190H228V191L226 190L225 192H224ZM3 192H4V190H3ZM30 192H31V191H30ZM41 192H42V191H41ZM53 192H54V190H53ZM137 192H138V191H137ZM139 192H140V191H139ZM149 192H150V191H149ZM155 192H154V193H155ZM170 192L173 193V192H172V189H171ZM42 193H43V192H42ZM141 193L143 194V191H141ZM154 193H153V194H154ZM156 193H157V192H156ZM197 193H198V192H197ZM197 193H196V194H197ZM199 193H200V192H199ZM215 193H216V192H215ZM254 193H255V192H254ZM254 193H253V194H254ZM256 193H257V192H256ZM256 193H255V194H256ZM2 194H3V193H2ZM29 194H30V193L28 192V195H29ZM32 194H31V195H32ZM74 194H75V193H74ZM106 194H107V193H106ZM150 194H151V193H149V195H150ZM157 194H159V191H158ZM180 194H181V193H180ZM194 194H195V193H194ZM213 194H214V193H213ZM223 194H224V196H223ZM228 194H226V196H227ZM250 194H252V193H250ZM64 195H65V194H64ZM66 195H67V194H66ZM66 195H65V196H66ZM144 195H145V194H144ZM155 195H156V194H155ZM198 195H199V194H198ZM200 195H201V194H200ZM203 195H205V193L202 194V196H203ZM218 195H219V194H218ZM19 196H21V195H19ZM29 196H30V195H29ZM33 196H34V195H33ZM33 196H31V197H33ZM37 196H38V195H37ZM37 196H36V197H37ZM75 196L77 197V194H76ZM133 196H134V195H133ZM153 196H154V195H153ZM160 196H161V195H160ZM229 196H228V197H229ZM242 196H243V195H241V197H242ZM249 196H250V195H249ZM31 197H30V199H31ZM76 197H74V198H76ZM151 197H152V196H151ZM219 197H220V196H219ZM228 197H227V198H228ZM247 197H248V196H247ZM18 198H20V200L22 201V198H21V197H17V196H16L15 200L17 201ZM38 198L40 199V195H39ZM67 198H68V195H67ZM138 198H139V197H138ZM141 198H142V197H141ZM148 198H149V197H148ZM153 198H156V197H153ZM153 198H150V200L153 199ZM159 198H160V197H159ZM239 198H240V197H239ZM252 198H253V196H252ZM256 198H257V197H256ZM262 198H263V197H262ZM36 199H37V198H36ZM71 199H72V198H71ZM77 199H78V198H77ZM77 199H75V200H77ZM82 199H83V197H82ZM143 199H144V198H143ZM146 199H147V198H146ZM229 199H230V198H229ZM259 199H260V198H259ZM37 200H38V199H37ZM69 200H70V197H69ZM72 200H74V199H72ZM113 200H114V199H113ZM154 200H155V199H154ZM156 200H157V199H156ZM156 200H155V201H156ZM209 200H210V199H209ZM243 200H244V199H243ZM255 200H256V199H255ZM261 200H262V199H261ZM4 201H5V200H4ZM62 201H63V200H62ZM64 201H65V200H64ZM85 201H86V200H85ZM106 201H107V200H106ZM127 201H128V200H127ZM137 201H138V200H137ZM148 201H149V200H148ZM183 201H185V200H183ZM194 201H196V200H194ZM152 202H153V201H151V204H152ZM263 202H264V201H263ZM9 203H12V202H9ZM15 203H16V202L14 201L13 204L11 205V207H10V208L13 209V210H14V205H15ZM114 203H115V202H114ZM131 203H132V202H131ZM143 203H146V201H144ZM226 203H227L226 201H223V200H222V204H223V205H225ZM1 204H2V203H1ZM103 204H104V203H103ZM133 204H135V203H133ZM148 204H150V203H148ZM8 205H9V204H8ZM31 205H32V204H31ZM31 205L29 204V207H31ZM77 205H78V204H77ZM158 205H159V204H158ZM257 205H258V204H257ZM6 206H7V205L5 204V205H4V207H5L4 210L7 209ZM9 206H10V205H9ZM137 206H138V205H137ZM139 206H142V205H139ZM234 206H235V205H234ZM7 207H8V206H7ZM29 207H26V208L29 209ZM61 207H62V211H63V212H66V213L68 214V212H69V211H68V208H67V207H64V205L61 206ZM160 207H161V206H160ZM0 208H1V207H0ZM8 208H9V207H8ZM150 208H152V207H150ZM158 208H159V206H158ZM161 208H162V207H161ZM233 208H234V207H233ZM2 209H3V208H2ZM2 209H1V210H2ZM51 209H52V208H51ZM64 209H66V210H64ZM146 209H147V208H146ZM153 209H154V208H153ZM155 209H156V208H155ZM155 209H154V210H155ZM240 209H241V208H240ZM263 209H264V208H263ZM7 210H9V209H7ZM147 210H148V209H147ZM154 210H153V213H154ZM157 210H159V209H157ZM157 210H156V211H157ZM252 210H253V208H252ZM9 211H10V210H9ZM48 211H51V213L48 214L47 220H48V221H51V222H54V223L57 225L56 228H59L58 226L62 225V222H61V220H62L61 218H62V215H63V214L61 213L62 211H57V210H56L57 214H60V213H61V216H60L59 218H57L58 215H56V212L53 214L52 210L48 209ZM117 211H118V210H117ZM117 211H116V212H117ZM128 211H129V210H128ZM139 211H140V210H139ZM142 211H143V210H142ZM148 211H149V210H148ZM248 211H249V210H248ZM255 211H256V210H255ZM257 211H258V210H257ZM263 211H264V210H263ZM0 212H1V211H0ZM3 212H4V211H3ZM3 212H1V214H2L1 218H3V219L0 220V221H3L5 224H7L5 221H6L8 218H6V217L3 215V214L5 213V212H4V213H3ZM58 212H59V213H58ZM72 212H73V211H72ZM123 212H124V211H123ZM126 212H127V211H126ZM129 212H130V211H129ZM149 212H150V211H149ZM249 212H251V211H249ZM114 213H115V212H114ZM131 213H133V212H131ZM136 213H137V212H136ZM159 213H160V212H159ZM253 213H254V212H253ZM75 214H76V212H75ZM82 214H83V213H82ZM115 214H116V213H115ZM154 214H155V213H154ZM157 214H158V213H157ZM184 214H185V213H184ZM13 215H14V211H13ZM141 215H143V214H141ZM235 215H236V214H235ZM237 215H239V214H237ZM242 215H243V214H242ZM242 215H239V216H240L239 218H240V222H241V223H242V222H245L246 220L249 219L248 216L245 215V218H244ZM56 216H57V217H56ZM124 216H125V214H124ZM124 216H123V217H124ZM131 216H132V215H131ZM156 216H157V215H156ZM201 216H202V215H201ZM7 217H8V216H7ZM54 217H56V218H54ZM74 217H75V216H74ZM206 217H207V216H206ZM206 217H205V218H206ZM259 217H260V216H259ZM4 218H5L6 220H4ZM53 218H54V219H53ZM65 218H66V217H65ZM120 218H121V217H120ZM124 218H125V217H124ZM124 218H123V219H124ZM126 218H129V215H128V217H126ZM126 218H125V219H126ZM135 218H136V220L138 219V217H135ZM177 218H178V217H177ZM235 218H236L238 221H239V219H238L237 216H234V221H233L234 223L236 222V225L238 226V229H239L240 226L237 224L238 221H236ZM257 218H258V217H257ZM13 219H14V218H13ZM13 219H12V220H13ZM52 219H53L54 221H53ZM145 219H146V218H145ZM155 219H156V218H155ZM159 219H160V217H159ZM207 219H208V218H207ZM207 219H205V220H207ZM84 220H85V219H84ZM109 220H111V218H109ZM127 220H128V219H127ZM157 220H158V218H157ZM160 220H161V219H160ZM175 220H176V219H175ZM8 221H10V220H8ZM13 221L16 222V220H13ZM128 221H129V220H128ZM134 221H135V220H134ZM149 221H150V219H149ZM158 221H159V220H158ZM163 221H164V220H163ZM200 221H201V220H200ZM200 221H199V222H200ZM249 221H250V219H249ZM3 222H2V225H3ZM125 222H126V221H124V223H125ZM130 222H132V221H130ZM137 222H139V221H137ZM160 222H162V221H160ZM201 222H202V221H201ZM206 222H207V221H206ZM225 222H226V223H225ZM225 222H224V223L227 224V222H229V221H225ZM251 222H252V221H251ZM259 222H260V220H259ZM259 222H258V223H259ZM261 222H262V221H261ZM261 222H260V223H261ZM71 223H72V221H71ZM75 223H76V222H75ZM152 223H153V222H152ZM152 223H151V224H152ZM158 223H159V222H157L156 224L158 225ZM167 223H168L169 225L172 224V223H169V222H167ZM174 223H176V222H174ZM229 223H230V222H229ZM231 223H232V221H231ZM234 223H232V224H230V225H234ZM260 223H259V224H260ZM262 223H263V222H262ZM262 223H261V225H262ZM12 224H13V223H12ZM14 224H15V223H14ZM30 224H31V223H30ZM41 224H43V223H42V219H37L36 222H33V224H31V229H32V230L34 229V230L37 231V230H39L40 228H42V227H39V226H41ZM45 224H46V223H45ZM103 224H104V223H103ZM121 224H122V223H121ZM138 224H139V223H138ZM154 224H155V223H154ZM154 224H153V225H154ZM160 224H161V223H160ZM162 224H163V223H162ZM239 224H240V223H239ZM2 225H1V227H0V228H1V232H2V228H3ZM7 225H8V224H7ZM7 225H5V226H7ZM18 225H19V224H18ZM18 225H17V226H18ZM77 225H78V224H77ZM129 225H130V224H129ZM174 225H175V224H174ZM236 225H235V226H236ZM9 226H10V225H9ZM9 226H8V227H9ZM15 226H16V225H15ZM17 226H16V228H18ZM154 226H155V225H154ZM154 226H153V227H154ZM158 226H159V225H158ZM164 226H165V225H164ZM235 226H233V228H235ZM252 226H253V224H252ZM11 227H12V226H11ZM11 227H10V228H11ZM102 227H103V226H102ZM134 227H135V226H134ZM223 227H224V225H223ZM223 227H222V228H223ZM227 227H228V226H227ZM255 227H257V226H255ZM255 227H254V228H255ZM10 228H9V229H10ZM12 228H13V227H12ZM14 228H15V227H14ZM56 228H54V229L57 230ZM75 228H76V227H75ZM126 228H127V227H126ZM126 228H125V229H126ZM129 228H131V227H129ZM132 228H133V227H132ZM150 228H151V226H150ZM167 228H169V227H167ZM177 228H178V227H177ZM225 228H226V225H225ZM225 228H224V229H225ZM229 228L231 229V227H228V229H229ZM233 228H232V229H233ZM236 228H237V227H236ZM261 228H262V227H261ZM6 229H7V227H6ZM9 229L6 231V232H8V234L10 233L9 231H12L11 229H10V230H9ZM62 229H63V228H62ZM156 229L159 231L158 228H156ZM161 229H162V228H161ZM224 229H223V230H224ZM230 229H229V230H230ZM232 229H231V230H232ZM238 229H233V231H234V230H238ZM258 229H259V227H258ZM3 230H4V229H3ZM40 230H41V229H40ZM40 230H39V231H40ZM58 230H59V229H58ZM99 230H100V229H99ZM117 230H118V229H117ZM154 230H155V229H154ZM163 230H164V228H163ZM178 230H179V229H178ZM251 230H252V229H251ZM263 230H264V229H263ZM30 231H31V230H30V227H29V228H28V233H29ZM39 231H38V232H39ZM59 231H60V230H59ZM69 231H70V230H69ZM119 231H120V230H119ZM128 231H129V230H128ZM151 231H153V230L151 229ZM212 231H213V230H212ZM224 231H225V230H224ZM246 231L248 232V230H246ZM3 232H4V231H3ZM45 232H46V231H45ZM57 232H58V231H57ZM120 232H122V231H120ZM162 232H163V231H162ZM228 232H229V231H228ZM234 232H235V231H234ZM254 232H255V231H254ZM34 233H35V232H34ZM150 233H151V232H149V234H150ZM153 233H154V232H153ZM157 233H158V232H157ZM2 234L4 235L5 233H2ZM12 234H13V231H12ZM12 234H11V235H12ZM53 234H54V233H53ZM71 234H72V233H71ZM151 234H152V233H151ZM151 234H150V236H151ZM165 234H166V233H165ZM214 234H215V233H214ZM216 234H217V233H216ZM227 234H228V233H227ZM227 234H226V235H227ZM99 235H100V234H99ZM124 235H126V232L124 233ZM152 235H153V234H152ZM187 235L189 236V234H187ZM207 235H208V234H207ZM220 235H221V234H220ZM243 235H244V234H243ZM243 235H242V236H243ZM250 235H251V234H250ZM12 236H13V235H12ZM52 236H53V235H52ZM80 236H81V235H80ZM119 236H120V235H119ZM138 236H139V235H138ZM144 236H145V235H144ZM197 236H199V235H197ZM217 236H218V234H217ZM239 236H240V234L238 235V237H239ZM244 236H245V235H244ZM4 237H5V236H4ZM81 237H82V236H81ZM115 237H116V236H115ZM136 237H137V236H136ZM140 237H141V236H139V238H140ZM157 237H158V236H157ZM200 237H201V236H200ZM211 237H212V236H211ZM230 237H231V236H230ZM235 237H236V239H237V236H236V235H235ZM235 237H234V238H235ZM261 237H262V236H261ZM12 238H13V237H12ZM30 238H31V237H30ZM79 238H80V237H79ZM128 238H129V237H128ZM158 238H159V237H158ZM213 238H214V237H213ZM232 238H233V237H232ZM2 239H3V238H2ZM6 239H8V238H6ZM10 239H11V238H10ZM75 239H76V238H75ZM133 239H134V238H133ZM155 239H156V238H155ZM161 239H162V238H161ZM205 239H206V238H205ZM260 239H261V238H260ZM260 239H259V240H260ZM263 239H264V238H263ZM263 239H262V240H263ZM11 240H12V239H11ZM11 240H10V242H12ZM30 240H31V239H30ZM70 240H71V239H70ZM142 240H143V239H142ZM150 240H151L152 243L155 244V241H156V240L154 241L153 238H151V237H150ZM152 240H153L154 242H153ZM157 240H160V239H157ZM188 240H189V239H188ZM216 240H217V239H216ZM218 240H219V239H218ZM242 240H243V239H242ZM7 241H8V240H7ZM103 241H104V240H103ZM140 241H141V240H140ZM200 241H201V240H200ZM236 241H237V240H236ZM236 241H235V239H234V242H235V243H236ZM238 241H239V240H238ZM24 242H25V241H24ZM32 242H33V241H32ZM115 242H116V241H115ZM222 242H223V240H222ZM241 242H242V241H241ZM74 243H75V242H74ZM138 243H139V242H138ZM143 243H144V242H143ZM159 243H160V242H159ZM170 243H172V242H170ZM177 243H178V242H177ZM186 243H187V242H186ZM218 243H219V242H218ZM224 243H225V245L227 244L226 242H224ZM10 244H11V243H10ZM23 244H24V243H23ZM71 244H72V243H71ZM78 244H79V243H78ZM114 244H115V243H114ZM157 244H158V242H157ZM175 244H176V243H175ZM198 244H199V243H198ZM242 244H243V242H242ZM242 244H240V245H242ZM256 244H257V243H256ZM2 245H3V244H2ZM12 245H13V244H12ZM14 245H15V244H14ZM144 245H145V244H144ZM152 245H153V244H152ZM206 245H207V244H206ZM218 245H219V244H218ZM221 245H222V243H221ZM229 245H230V244H229ZM153 246H154V245H153ZM153 246H152V247H153ZM175 246H176V245H175ZM222 246H223V245H222ZM226 246H228V245H226ZM230 246H232V245H230ZM60 247H62V246H60ZM154 247H155V246H154ZM156 247H157V246H156ZM172 247H173V246H172ZM172 247H171V248H172ZM224 247H225V246H224ZM241 247H242V246H241ZM57 248H58V247H57ZM176 248H177V247H176ZM228 248H229V247H228ZM52 249H53V248H52ZM58 249H59V248H58ZM108 249H109V248H108ZM55 250H56V249H55ZM64 250H65V248H64ZM75 250H76V249H75ZM104 250H106V248H105ZM110 250H111V249H110ZM217 250H218V249H217ZM220 250H221V249H220ZM243 250H244V249H243ZM259 250H260V249H259ZM73 251H74V250H73ZM101 251H102V249H101ZM153 251H154V250H153ZM156 251H157V250H156ZM156 251H155V252H156ZM174 251H175V250H174ZM55 252H56V251H55ZM59 252H60V251H59ZM59 252H58V253H59ZM155 252H153V253H155ZM180 252H181V251H180ZM182 252H183V251H182ZM221 252H222V251H221ZM221 252H220V253H221ZM223 252H224V250H223ZM262 252H263V251H262ZM172 253H173V252H172ZM55 254H56V253H55ZM179 254H180V253H179ZM208 254H209V253H208ZM38 255H39V254H38ZM103 255H104V254H103ZM121 255H122V254H121ZM157 255H158V254H157ZM67 256H68V255H67ZM164 256H165V255H164ZM239 256H240V254H239ZM3 257H4V256H3ZM10 257H11V256H10ZM29 257H30L32 260H35V257H34V256L31 255V256H29ZM43 257H44V256H43ZM47 257H48V255H47ZM47 257H45V258H47ZM51 257L53 258V254H52ZM115 257H116V256H115ZM173 257H174V255H173ZM212 257H213V256H212ZM215 257H216V256H215ZM222 257H223V256H222ZM241 257H242V256H241ZM4 258H5V257H4ZM117 258H118V257H117ZM1 259H2V258H1ZM5 259H6V258H5ZM28 259H29V258H28ZM168 259H169V258H168ZM47 260H48V262H49V260H50V262H51V260H52V263H53V260H54V259H51L50 257H48ZM47 260H46V261H47ZM206 260H207V259H206ZM35 261H36V260H35ZM43 261H44V260H43ZM54 261H55V260H54ZM248 261H249V260H248ZM55 262H56V261H55ZM162 262H163V261H162ZM203 262H204V261H203ZM9 263H10V262H9ZM11 264H12V263H11ZM63 264H64V263H63ZM166 264H167V263H166Z\"/></svg>",
	"mask_w": 264,
	"mask_h": 264
}]
</instances>
